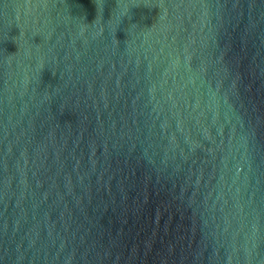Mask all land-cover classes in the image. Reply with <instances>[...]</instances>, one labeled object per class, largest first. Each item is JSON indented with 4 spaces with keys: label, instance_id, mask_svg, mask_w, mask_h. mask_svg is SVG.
<instances>
[{
    "label": "water",
    "instance_id": "1",
    "mask_svg": "<svg viewBox=\"0 0 264 264\" xmlns=\"http://www.w3.org/2000/svg\"><path fill=\"white\" fill-rule=\"evenodd\" d=\"M0 264H264V0H0Z\"/></svg>",
    "mask_w": 264,
    "mask_h": 264
}]
</instances>
